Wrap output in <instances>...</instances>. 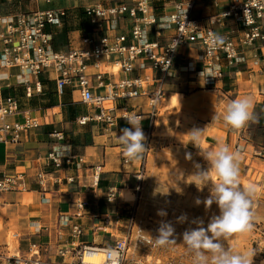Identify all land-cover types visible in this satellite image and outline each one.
I'll use <instances>...</instances> for the list:
<instances>
[{
    "label": "crops",
    "instance_id": "crops-1",
    "mask_svg": "<svg viewBox=\"0 0 264 264\" xmlns=\"http://www.w3.org/2000/svg\"><path fill=\"white\" fill-rule=\"evenodd\" d=\"M100 0H53L52 6L67 8V38L63 48L71 42L68 34L70 28L78 26L81 20L79 9ZM178 0H153V6L158 14H168L174 11L173 4ZM232 0H196L193 16L202 18L205 26L212 28L220 40L229 37L236 41L241 33V25L232 18L221 23H209V18L227 10ZM44 9L42 3L34 4L29 0H2L0 14L8 12H28ZM62 29L51 31L53 34L52 47L58 51L55 39ZM79 32L78 29H73ZM72 30V31H73ZM150 39H154L150 36ZM67 45V46H66ZM238 52L246 60L228 66L225 59L220 60L223 78L215 87H206L202 78L187 73L183 63L187 58H194L199 53L196 45L179 49L175 59V73L169 76L164 84V97L161 106L168 110L160 117L158 113L152 118L154 126L149 125L148 106L145 98L131 99L126 102L133 114H143L141 122L145 139L154 131L167 133L165 139L173 147L186 151H207L214 149L219 143L226 144L232 150H240L241 185H253L256 189L252 199L264 206V47L257 49L239 48ZM256 65H253L254 61ZM13 75L16 69L11 71ZM154 76H158L154 73ZM40 81L43 93L31 99L22 98L21 90L7 89L3 95L18 94L22 108L32 111L41 123L37 129L22 134L17 143L0 144V179L2 176L23 174L24 190H14L0 193V264H10L9 257L18 255L28 256L31 244L39 247V258L64 264L75 262L68 256H57V250L68 246L71 241L68 229H59L61 216H71L74 212L73 203L78 198L87 203L86 214L81 218H73V222L83 229L80 242L89 246H110L114 238L125 234L126 229L115 226L112 234L102 232L103 217L113 211L105 204L106 191L113 187L120 189L119 184L127 177H133L138 171L140 159L123 162V148L117 137L121 129L131 128L123 119H117L115 127L86 123L80 125L78 119L90 113L89 109L78 102L76 91L66 87L62 96L55 94L54 83L50 85L46 76L41 74ZM14 80L10 79V84ZM250 97L253 102L252 119L242 128L234 129L225 126L223 114L231 101ZM175 98L174 101L170 99ZM170 102L166 105V100ZM131 101V102H130ZM123 105L116 101L115 106ZM68 107L76 108L78 115L73 121L66 119ZM116 117L119 110L115 111ZM193 128L203 130L199 147L191 141L188 132ZM60 132L62 141H57L50 134ZM160 136V135H159ZM54 150L60 154L71 153L75 162L80 158L78 167H64L54 171L47 166V154ZM113 150H118L117 154ZM101 167L99 180L95 185L92 180L93 166ZM47 171L45 191L41 190L36 181L39 171ZM72 176L73 181L67 182L66 177ZM246 185V186H247ZM121 207V206H120ZM121 212V210H119ZM121 214V213H120ZM112 217V215L110 216ZM124 220V218H122ZM114 236V238L112 237ZM159 264V260L153 261Z\"/></svg>",
    "mask_w": 264,
    "mask_h": 264
},
{
    "label": "built area",
    "instance_id": "built-area-1",
    "mask_svg": "<svg viewBox=\"0 0 264 264\" xmlns=\"http://www.w3.org/2000/svg\"><path fill=\"white\" fill-rule=\"evenodd\" d=\"M29 1L36 5L42 3L45 8L0 14V144L5 145L19 142L22 134L39 128L41 123L32 111L22 108L18 94L3 95V91L21 90L24 99L41 95V74L54 83L58 97L63 95L66 87L77 92L78 102L90 111L78 119L80 125L94 123L112 128L117 119L127 122L126 118L135 117L141 120L143 114H133L126 102L145 98L149 125L154 126L152 118L156 117L158 105L164 97L165 80L175 73L179 49L191 45L199 48V53L194 58H187L182 68L189 74L201 77L204 86L215 87L223 78L222 58L228 66H232L246 60L238 52L239 48L264 47V0H232L226 11L214 16L213 20L212 17L208 19L209 23H221L232 18L240 23L242 29L237 43L229 37L214 42L217 36L212 28L205 26L202 18L193 16L196 0H178L173 4L174 11L168 14H158L153 0H100L82 8V16L90 31H79L74 44L69 43L66 49L58 51L52 47L51 31L63 28L67 8L52 6L53 0ZM47 28L51 31H47ZM151 35L154 39H150ZM256 64L255 60L253 65ZM13 69L17 70L15 75L11 73ZM154 73L158 76H154ZM10 79L14 80L13 84H10ZM116 101H122L123 105L116 107ZM116 110H119L117 117ZM50 136L57 141L63 140L60 132H53ZM151 137L149 133L145 139L143 157L148 151ZM260 155L264 157V150ZM143 157L133 178L139 179L141 176ZM47 160V166L54 171L67 166L77 168L81 162L80 158L75 162L71 153L60 154L54 150L48 152ZM129 160L123 155L124 163ZM100 173V165L93 166L92 180L95 185ZM48 174L43 170L36 174L37 184L43 191ZM65 180L72 182L73 177H66ZM24 188L23 174L2 176L0 179V193ZM117 199V190L109 188L104 200L113 211L102 218L104 234H112V226L119 222L121 207ZM86 206L87 203L78 198L73 203V214L60 217L59 229L67 228L71 241L68 246L57 250V256L64 258L69 255L75 259V262L67 264H94L85 263L84 254L103 251L102 264H109L105 250L113 248L120 251L121 264H125L127 233L117 238L112 236L114 240L106 247L80 242L83 229L73 222V218L83 217ZM112 214L116 220L114 223L110 217ZM133 215V210L128 212L126 223L133 219ZM136 239L141 244L155 245L150 238L140 235V229L137 230ZM9 260L10 264H64L40 259L36 244L30 245L28 256L13 255Z\"/></svg>",
    "mask_w": 264,
    "mask_h": 264
},
{
    "label": "rangeland",
    "instance_id": "rangeland-1",
    "mask_svg": "<svg viewBox=\"0 0 264 264\" xmlns=\"http://www.w3.org/2000/svg\"><path fill=\"white\" fill-rule=\"evenodd\" d=\"M77 28L78 26H75L68 31L71 32L68 34L71 42L80 35V32L73 30ZM55 40L56 46L63 48L64 42L68 41L67 33L58 34V39ZM174 99L170 100L174 101ZM170 100H166V105ZM161 104L162 101L158 105L159 118H162L163 113L168 110ZM167 137V133L160 134L156 130L152 133L148 151L140 166V178L136 179L131 176L125 178L119 184L120 189L117 190L118 205L121 206L118 228L122 226L121 229L125 228V234H128L125 264H155L153 261L157 259L159 264L170 262L172 264H192V256L183 245V233L196 227V224L191 223L192 220L199 218L207 227L211 217L219 215V208L215 203L207 209L203 203L199 205L195 203L197 198L203 201L210 195V185L204 186L201 190L195 184H190L192 182L190 175L195 171L194 165L198 163L202 168L207 169V161L198 151H186L173 147L165 140ZM113 151L117 154L118 150ZM189 154L191 159L186 158ZM211 179H216L215 174H211ZM132 210L133 219L126 223L129 217L128 212ZM160 210L165 211L167 215L159 216L157 213ZM253 210L255 215L252 231L242 235L237 234L225 243L237 252L247 253L252 264H264V206L253 200ZM181 215H186L187 220L178 223L177 218ZM111 220L113 223L116 221L113 214ZM161 221L173 224L175 245H146L137 241L136 234L140 229V235L154 242L153 239L158 236L157 230ZM114 229L115 225L112 226L111 232Z\"/></svg>",
    "mask_w": 264,
    "mask_h": 264
},
{
    "label": "clouds",
    "instance_id": "clouds-1",
    "mask_svg": "<svg viewBox=\"0 0 264 264\" xmlns=\"http://www.w3.org/2000/svg\"><path fill=\"white\" fill-rule=\"evenodd\" d=\"M214 42H220V38L217 37ZM252 107L253 102L247 96L231 101L223 114V123L234 129L244 127L252 119ZM126 120L131 128L121 129V135L117 139L126 158L140 159L146 151L141 122L135 117H128ZM202 133L203 130L198 128L188 132L192 137L190 142L199 149ZM200 154L207 161L208 167L204 169L200 164H195V171L190 175L192 177L190 184H195L201 190L204 186L210 185V195L203 201L197 198L195 203L197 205L203 203L206 209L215 203L219 208V215L212 216L207 227L199 218L192 220L191 223L196 224V227L183 233V245L192 256V264H252L247 253L237 252L225 243L233 236L251 232L253 229L255 214L252 196L256 189L253 185H241V152L219 143L214 149L201 151ZM186 158L191 159V155ZM211 174H215V180L211 179ZM157 214L167 215L163 210ZM186 220V215L177 218L178 223ZM157 231L158 236L153 239L155 245L176 244L173 238L175 228L171 222L161 221ZM105 256L109 264H121L122 257L118 249H106Z\"/></svg>",
    "mask_w": 264,
    "mask_h": 264
},
{
    "label": "trees",
    "instance_id": "trees-1",
    "mask_svg": "<svg viewBox=\"0 0 264 264\" xmlns=\"http://www.w3.org/2000/svg\"><path fill=\"white\" fill-rule=\"evenodd\" d=\"M79 15L81 16V20L78 23L77 29H79L80 32H82V33H87L88 31H90V27H89L86 19L82 16V10L81 9H79ZM67 17H68V15L66 16L65 23H64L62 30L59 32V34H61V35L62 34L65 35V33L67 32V28H66ZM52 43H53V37H52ZM58 50H60L59 47H58ZM55 51H56V49H55ZM46 83H48L50 85V81H47ZM77 115H78V111L76 110V108H73V107L67 108L66 119L73 121Z\"/></svg>",
    "mask_w": 264,
    "mask_h": 264
},
{
    "label": "bare ground",
    "instance_id": "bare-ground-1",
    "mask_svg": "<svg viewBox=\"0 0 264 264\" xmlns=\"http://www.w3.org/2000/svg\"><path fill=\"white\" fill-rule=\"evenodd\" d=\"M83 261L85 263L102 264L104 262L103 251H99L97 253L89 251L88 253L84 254Z\"/></svg>",
    "mask_w": 264,
    "mask_h": 264
}]
</instances>
